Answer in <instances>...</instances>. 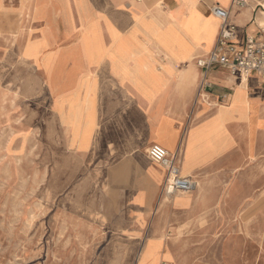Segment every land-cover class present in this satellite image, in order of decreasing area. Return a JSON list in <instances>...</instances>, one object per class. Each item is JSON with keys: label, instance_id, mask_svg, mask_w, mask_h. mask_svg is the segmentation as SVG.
Segmentation results:
<instances>
[{"label": "crops", "instance_id": "obj_1", "mask_svg": "<svg viewBox=\"0 0 264 264\" xmlns=\"http://www.w3.org/2000/svg\"><path fill=\"white\" fill-rule=\"evenodd\" d=\"M15 1L35 36L27 44L35 57L27 46L25 54L50 72L45 89L69 146L79 129L71 150L82 156L83 186L97 187L90 201L110 203L92 207L88 218L113 235L114 264H191L228 234L218 218L235 217V202L249 211L251 200H264L263 83L196 63L217 42L212 7L232 0ZM190 8L193 32L185 28ZM263 12L264 0L231 12L237 43L260 37ZM72 24L78 39L63 47ZM223 106L229 110L221 114ZM154 144L191 190L165 194L166 170L148 156Z\"/></svg>", "mask_w": 264, "mask_h": 264}, {"label": "rangeland", "instance_id": "obj_2", "mask_svg": "<svg viewBox=\"0 0 264 264\" xmlns=\"http://www.w3.org/2000/svg\"><path fill=\"white\" fill-rule=\"evenodd\" d=\"M0 12L6 24L0 25V264H114L113 235L88 218L92 207L110 203L90 201L98 199L97 187L83 186L77 167L83 159L71 150L79 129L69 146L45 89L50 72L25 54L35 36L24 10L15 0H0ZM188 12L185 28L193 32L195 13ZM68 27L74 32L63 47L78 39V25ZM32 46L27 52L35 57ZM220 108L221 114L229 110ZM92 109L88 103V112ZM77 110L82 112V104ZM89 124L80 147L88 143ZM258 173L251 169V177ZM237 203L235 217L218 218L228 234L215 236L217 243L191 264H264V200H251L249 211H240Z\"/></svg>", "mask_w": 264, "mask_h": 264}, {"label": "built area", "instance_id": "obj_3", "mask_svg": "<svg viewBox=\"0 0 264 264\" xmlns=\"http://www.w3.org/2000/svg\"><path fill=\"white\" fill-rule=\"evenodd\" d=\"M261 0H232L229 8L219 5L212 7V12L220 19V30L215 48L205 57L197 59V65L205 70L214 66L224 67L231 76H256L264 86V28L260 37H246L237 43L238 29L231 22V12L244 9L252 2ZM150 160L166 170L165 194L175 195L178 191L191 190L193 184L180 175L176 162L170 158L167 150L154 144L148 150Z\"/></svg>", "mask_w": 264, "mask_h": 264}, {"label": "bare ground", "instance_id": "obj_4", "mask_svg": "<svg viewBox=\"0 0 264 264\" xmlns=\"http://www.w3.org/2000/svg\"><path fill=\"white\" fill-rule=\"evenodd\" d=\"M263 5V4H262ZM210 6V5H209ZM262 15L264 16V12L262 13ZM216 16V15H215ZM212 20H214V21H216V19H215V17H213V14H212ZM210 21V19H208V22ZM259 23L260 24H263L264 23V21H260L259 20ZM0 25H6L5 24V19H4V17L2 16V12H0ZM1 32V31H0ZM243 81H244V83H246L247 81H248V78H246V76H244V78H243ZM240 93V91L238 90V92H237V94H239ZM78 111V110H77ZM79 111H80V109H79ZM242 116H243V114H241ZM70 245V244H69ZM87 250V249H86Z\"/></svg>", "mask_w": 264, "mask_h": 264}]
</instances>
